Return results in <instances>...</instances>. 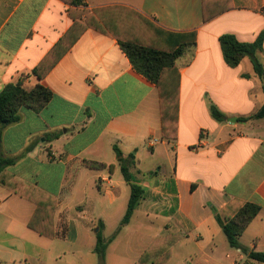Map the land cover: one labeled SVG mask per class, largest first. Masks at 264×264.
Returning <instances> with one entry per match:
<instances>
[{"label":"crops","instance_id":"obj_1","mask_svg":"<svg viewBox=\"0 0 264 264\" xmlns=\"http://www.w3.org/2000/svg\"><path fill=\"white\" fill-rule=\"evenodd\" d=\"M83 1L0 0V92L21 81L27 90L41 84L53 93L39 111L20 108V120L3 131L0 156L15 161L6 173L56 199L55 236L48 238L28 227L36 205L0 186V264H57L74 249L71 264H99L98 226L121 223L131 195L114 146L125 158L135 155L130 172L144 195L107 246L106 264H141L176 217L194 229L182 228L168 264H263L249 254L264 252V118L238 119L264 105V79L249 57L228 65L219 38L256 41L264 34V0H239L252 5L206 22L202 0ZM69 10H86L103 31L87 28L55 62L61 49L51 53L46 66H53L40 79L33 71L72 27ZM193 32L196 44L175 61L177 117L163 125L158 86L135 70L118 39L171 51L180 40L175 34ZM256 56L264 66V38ZM211 105L224 121L213 118ZM144 155L152 166L144 168ZM161 163L171 165L169 179H159ZM232 200L261 207L240 236L244 251L223 245L213 212ZM31 231L51 245H24ZM58 240L64 245H55Z\"/></svg>","mask_w":264,"mask_h":264},{"label":"trees","instance_id":"obj_2","mask_svg":"<svg viewBox=\"0 0 264 264\" xmlns=\"http://www.w3.org/2000/svg\"><path fill=\"white\" fill-rule=\"evenodd\" d=\"M63 1L71 6L85 4L83 0ZM240 5L251 6L252 2H240L239 0H202L203 19L206 22ZM260 9L264 12V6L260 7ZM76 13L75 15L69 10V16L73 19L72 27L55 45L54 49L51 50L49 53L50 55L48 54L42 63L34 69L33 74L40 79H42L46 71L53 66L52 63L46 66L49 57H51V53L53 54V52L61 49L60 55L58 54V57L54 59L55 62L62 54L71 48L87 28L94 27L103 31V29L97 25V22L91 18L89 12L80 10ZM83 15L85 16L84 23L79 20ZM174 36L178 37L180 40L177 43V48L171 51L118 39L123 51L129 57L135 70L158 86L163 125H165L168 118L174 117L176 120L178 113L179 72L175 66V61L182 55L185 47L196 44L195 32L189 34H175ZM263 38L264 34L261 33L256 41L245 43L240 42L233 34L222 35L219 41L226 63L235 67L244 57H249L252 61L255 73L260 78L264 79V66L256 56V53L263 48ZM52 96V91L41 84L36 85L31 90L25 89L21 81L6 85L0 92V140L4 129L8 125L20 120V108L22 106H27L34 111H39L46 106L52 99ZM210 111L213 118L217 121H224L226 119V116L215 105H211ZM252 118H264V105L254 115L246 118L242 117L238 120L248 121ZM114 150L120 163L121 172L131 187V195L120 227L110 238L106 239L103 237V223L100 222L98 226L99 231L96 233L97 240L94 251L98 256L99 264H106L107 246L115 238L121 227L128 224L134 210L144 195V189L134 181V177L130 172L132 166L135 164V155L130 154L125 158L117 146H114ZM14 162L13 159L0 156V186L33 202L36 205V209L28 223V227L42 236L54 238L55 231L53 229L52 216L56 199L37 188L25 187L20 179L6 173L5 168L14 164ZM90 165L94 167L100 166L98 163H90ZM260 210L261 207L255 203H244L236 200L230 201L220 210L213 208L216 221L222 228L229 245L243 251L245 248L239 242L240 236L243 234L248 224L258 215ZM182 228L191 231L194 229V225L180 217H176L175 224L166 225L163 233L153 241L140 257V263L168 264L172 258V247L183 237ZM249 257L250 259L264 264V252L251 251Z\"/></svg>","mask_w":264,"mask_h":264},{"label":"rangeland","instance_id":"obj_3","mask_svg":"<svg viewBox=\"0 0 264 264\" xmlns=\"http://www.w3.org/2000/svg\"><path fill=\"white\" fill-rule=\"evenodd\" d=\"M143 166L144 168H147L148 166H152L151 163L153 164V160L151 157H145V155L143 156ZM160 162H162L161 160H159ZM161 172L159 173V179L160 180H164V179H169L170 176H171V172H172V168H171V165L167 164V165H164L163 163H161ZM145 177L147 178V180H150L152 181L154 179V176H150L149 173H144ZM162 219L161 218V221L159 219V223H156V226H155V229L158 228V226L162 223ZM118 224V223H117ZM117 224H113L112 226L110 225L109 227H107L106 229H102V234H103V237L105 238L106 236L108 237L110 234H112L114 231V229L117 227ZM120 226V223L118 224V227ZM132 229H136V227H132ZM113 231V232H112ZM86 233L84 234L83 232H81V236H82V241H86L85 237H86ZM29 243H25L24 245H51L49 244L50 243V240L46 239V238H43L39 235H37L35 232L31 231L30 232V235H29ZM57 244L55 245H64L62 241H57L56 242ZM224 243L223 245H229V244H226L227 243V240L224 236ZM68 245V244H67ZM71 245V244H70ZM84 245H86L84 243ZM222 245V244H221ZM116 247V246H115ZM31 252V250H29ZM74 250L72 251H68L67 252V255L64 254V256L62 255V258L61 260H59V262H57V264H71L72 263V257H73V254H74Z\"/></svg>","mask_w":264,"mask_h":264},{"label":"water","instance_id":"obj_4","mask_svg":"<svg viewBox=\"0 0 264 264\" xmlns=\"http://www.w3.org/2000/svg\"><path fill=\"white\" fill-rule=\"evenodd\" d=\"M229 120H230L231 122H236V121H237L236 118H230Z\"/></svg>","mask_w":264,"mask_h":264}]
</instances>
